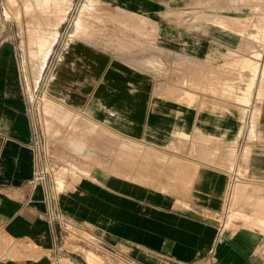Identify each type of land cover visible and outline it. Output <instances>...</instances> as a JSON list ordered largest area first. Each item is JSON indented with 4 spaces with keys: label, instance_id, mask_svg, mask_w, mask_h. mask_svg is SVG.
Returning a JSON list of instances; mask_svg holds the SVG:
<instances>
[{
    "label": "crops",
    "instance_id": "0c3cea01",
    "mask_svg": "<svg viewBox=\"0 0 264 264\" xmlns=\"http://www.w3.org/2000/svg\"><path fill=\"white\" fill-rule=\"evenodd\" d=\"M10 25L0 19V264H53L50 196L64 219L138 264H264V45L253 70L252 49L210 40L209 51L205 40L184 50L210 67L192 91L72 39L50 95L129 144L120 167L86 163L54 191Z\"/></svg>",
    "mask_w": 264,
    "mask_h": 264
},
{
    "label": "rangeland",
    "instance_id": "374dc122",
    "mask_svg": "<svg viewBox=\"0 0 264 264\" xmlns=\"http://www.w3.org/2000/svg\"><path fill=\"white\" fill-rule=\"evenodd\" d=\"M84 4L92 6L84 11L92 45L148 69L153 80L187 83L192 91L204 90L205 69L209 72L210 67L184 50L202 51L205 40L209 51L217 49L210 40L230 49H252L248 64L253 70L264 45V0H0V19L12 24L5 26L4 36L16 35L39 148L57 191L75 180L86 163L120 167L129 144L107 134L104 123H90L91 114L68 107L48 90L62 51L75 39ZM56 227L53 264H138L84 229L78 233L85 238L61 224ZM89 253L96 256L93 263L88 262Z\"/></svg>",
    "mask_w": 264,
    "mask_h": 264
},
{
    "label": "bare ground",
    "instance_id": "6f19581e",
    "mask_svg": "<svg viewBox=\"0 0 264 264\" xmlns=\"http://www.w3.org/2000/svg\"><path fill=\"white\" fill-rule=\"evenodd\" d=\"M68 1H70V0H68ZM88 2V1H87ZM70 7V6H69ZM90 8H92V6L90 5V4H84L83 6H82V9H81V13H80V18H79V22L78 23H76V26H75V30H76V35H75V39H80V40H83V41H87V42H89V40L93 37V33H92V31H91V26L89 25V21H88V19H87V17H86V15H85V10L86 9H90ZM131 13V12H130ZM101 15V14H100ZM138 15V14H137ZM126 18V17H125ZM123 19L124 18H120L119 20L120 21H123ZM113 25V24H112ZM116 25V24H115ZM114 26V25H113ZM113 31V30H112ZM101 37V36H100ZM94 39V38H93ZM75 41V40H74ZM82 43V42H81ZM75 46H76V44H75ZM94 49V48H93ZM95 51H96V49H95ZM110 59V58H109ZM108 59V60H109ZM82 60V59H81ZM64 62V61H63ZM66 67V66H65ZM49 90V89H48ZM51 91V90H50ZM51 99V98H50ZM50 100H49V98L46 100V102H49ZM90 117H92V119H89V122L90 123H92V124H96V122L97 123H99V121H97V119L93 116V115H89ZM101 123H104V125L105 126H107L109 129H107V128H102V129H104L105 131H106V133L108 134H111V135H117L118 137L120 136V137H122L121 135V131H119L118 129H116L115 127H113V126H111V125H109V124H107V123H105V122H103V121H100ZM100 124V123H99ZM92 128V127H91ZM113 129V130H112ZM88 130V129H87ZM144 142V141H143ZM156 146V145H155ZM202 162V161H201ZM191 163V162H190ZM204 163H206V162H204ZM208 165V164H207ZM206 165V166H207ZM213 166V165H212ZM228 171H231V170H227V173H228ZM234 172V171H233ZM236 173V172H235ZM238 174V173H237ZM243 174V173H242ZM238 176L242 179V178H244V179H247V176H242V175H240V174H238ZM251 180V179H250ZM223 193V192H222ZM87 258H88V262H90V263H93V260L96 258V256H95V254H93V253H89L88 255H87Z\"/></svg>",
    "mask_w": 264,
    "mask_h": 264
},
{
    "label": "built area",
    "instance_id": "2783aa9c",
    "mask_svg": "<svg viewBox=\"0 0 264 264\" xmlns=\"http://www.w3.org/2000/svg\"><path fill=\"white\" fill-rule=\"evenodd\" d=\"M36 141L39 145L41 139H40V136L39 134L37 133L36 135ZM54 191L55 188H53ZM49 207H50V219L53 223L55 224H61V226L63 225L66 229H68L69 232H73L75 234H77L78 236L80 237H84L83 235L79 234L78 231H82L83 229L85 231H88L86 228L80 226V225H77L75 223H72L70 221H68L67 219H64L60 214L59 212L56 210V207H55V201L53 199V197H49ZM90 232V231H88ZM91 233V232H90ZM91 235L98 241V242H101L104 243L99 237H97L96 235L92 234ZM85 238V237H84Z\"/></svg>",
    "mask_w": 264,
    "mask_h": 264
}]
</instances>
